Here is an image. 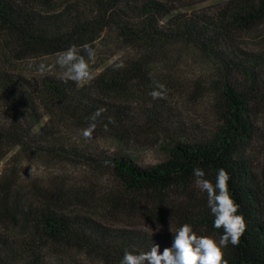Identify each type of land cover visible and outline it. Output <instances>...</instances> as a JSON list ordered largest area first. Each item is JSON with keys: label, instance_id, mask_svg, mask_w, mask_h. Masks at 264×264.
<instances>
[{"label": "rangeland", "instance_id": "374dc122", "mask_svg": "<svg viewBox=\"0 0 264 264\" xmlns=\"http://www.w3.org/2000/svg\"><path fill=\"white\" fill-rule=\"evenodd\" d=\"M1 1L59 26L71 40L61 49L35 51L0 30V127L15 119L28 131L26 148H12L0 162V233L20 246L39 239L38 264H119L123 256L113 252L119 247L107 235L95 239L110 253L99 246L53 244L32 226L22 228L20 218L11 219L20 206L24 212L51 209L88 220L123 236V247L128 242L125 250L134 253L148 251L154 243L162 254L184 223L198 235L218 240L219 234L200 221L207 197L195 179L161 192L133 193L109 160L123 157L152 167L165 162L177 143L212 139L233 116L224 92L229 85L248 95L253 134L242 156L259 173L264 157V20L251 26L243 21L252 0ZM148 7H155L152 11L161 19L158 28H195L204 37L198 42L190 35L173 40L123 35L121 24L135 28ZM73 44H88L95 52L89 62L93 78L82 86L66 81L56 63L57 53ZM7 76L24 79L31 105L10 103L3 82ZM52 81L67 90L63 100L47 92ZM156 83L166 86V94L153 100L149 93ZM75 94H82L81 104L70 103ZM98 109L104 111L95 121L93 139L86 141L81 130Z\"/></svg>", "mask_w": 264, "mask_h": 264}, {"label": "trees", "instance_id": "16d2710c", "mask_svg": "<svg viewBox=\"0 0 264 264\" xmlns=\"http://www.w3.org/2000/svg\"><path fill=\"white\" fill-rule=\"evenodd\" d=\"M252 2L254 5L243 19L248 26L264 20V0H252ZM152 9L154 10L155 7L144 9L140 23L135 28L121 24L122 34L145 40L154 38L173 40L190 35L198 42L202 36L204 37L195 28H187L185 31L178 28L167 29L163 26L158 28L157 24L161 19L157 18V22ZM0 30L8 32V37L14 39L19 45L27 46L35 51L61 49L66 41L71 40L70 35L62 31L59 26L51 27L50 22L35 19L30 13L23 12L1 0ZM3 82L9 93L8 99L14 106L23 107L33 102L25 94L23 78L7 76L3 78ZM28 86L29 83L26 88ZM47 88V92L56 96L57 100H63L67 92L55 81L49 83ZM224 92L233 116L212 139L195 143H177L170 149L169 157L165 162L152 167H140L123 157L112 158L109 162L116 176L128 191L133 193L143 190L161 192L179 184H187L195 179L193 170L196 167L202 168L206 177L215 183L218 169H225L230 175L229 191L232 198L239 204L238 214L243 215L247 227L238 246L234 247L229 244L224 249V258L228 260V264H264V157L259 173H255L249 162L242 156L245 143L252 138L253 134L249 121L248 95L234 90L229 85L225 86ZM80 97L82 98V94H75L70 103L81 104ZM20 128V123L15 119L7 128L0 127V162L12 148H26L25 139L28 137V131ZM5 188L7 189V186ZM0 189L4 188L0 186ZM17 210L15 215L10 216L11 219L20 218L18 220L23 221L21 222L22 228L32 226L41 232L45 240L53 244L96 249L99 245L95 236L105 237L107 235L112 244L119 247V250L114 247L113 252H118L120 257L129 246L127 242L123 247L125 241L123 236L110 231L105 232L88 220L81 222L77 218L62 215L51 209H40L32 213L31 211L24 212L20 206ZM199 217L203 226L219 236L223 234V229L213 228L214 216L208 206L201 210ZM38 241L40 242L39 239L24 241L20 246L12 242L9 235L0 233V264H38L40 258L36 254L35 246L38 245ZM98 248L104 253L105 251L110 253L101 246ZM28 253L32 256L25 257Z\"/></svg>", "mask_w": 264, "mask_h": 264}, {"label": "clouds", "instance_id": "9594fccd", "mask_svg": "<svg viewBox=\"0 0 264 264\" xmlns=\"http://www.w3.org/2000/svg\"><path fill=\"white\" fill-rule=\"evenodd\" d=\"M81 51L87 54V59L80 54ZM94 57L95 52L90 45L73 44L67 50L57 53L56 63L64 69L66 81L72 80L82 86L93 78L89 62L93 61ZM123 66L116 65L117 68ZM165 94L166 86L160 83H156L155 89L149 93L153 100L162 99ZM103 111L98 109L90 117L92 122L88 127L81 130L84 140L93 139L95 121ZM193 175L195 186L201 193L206 194L207 206L214 216L213 228L223 229L219 239L198 235L192 225L184 223L173 234L172 246L164 248L162 254L159 245L153 243L148 251L134 253L125 250L119 264H228V260L224 258V249L229 244L238 246L247 227L243 215L238 214L239 204L229 191L230 175L225 169H218L215 183L206 177L205 171L200 167L194 168Z\"/></svg>", "mask_w": 264, "mask_h": 264}]
</instances>
